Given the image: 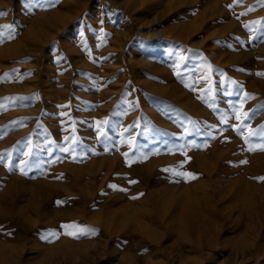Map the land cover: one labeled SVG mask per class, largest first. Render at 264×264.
<instances>
[{
    "label": "rangeland",
    "instance_id": "374dc122",
    "mask_svg": "<svg viewBox=\"0 0 264 264\" xmlns=\"http://www.w3.org/2000/svg\"><path fill=\"white\" fill-rule=\"evenodd\" d=\"M0 13V264H264V0Z\"/></svg>",
    "mask_w": 264,
    "mask_h": 264
},
{
    "label": "snow or ice",
    "instance_id": "6c2138e0",
    "mask_svg": "<svg viewBox=\"0 0 264 264\" xmlns=\"http://www.w3.org/2000/svg\"><path fill=\"white\" fill-rule=\"evenodd\" d=\"M48 3L49 5H53L55 3V0H48ZM39 7H43V5H38ZM0 15H4V13H0ZM4 28H11L10 25H4L3 26ZM14 36V33L12 32H9L8 36H4L3 32H0V38H3V39H11L13 38ZM181 59H183V57H181ZM247 95V94H245ZM21 99H24V98H21ZM262 108H264V105H261ZM241 116L244 117V119H247L248 118V113H237L236 114V119L237 120H241ZM223 123H227V118H225L223 121ZM100 122H98V125H99ZM103 123H107V121H104ZM243 126V123L241 125H236L234 126L236 128L237 131H240V128ZM101 134H103V130L101 129ZM248 136L249 137H264V129H262L260 132H254V131H249L248 133ZM65 139H68L67 137ZM73 143H75V140L73 139ZM260 149L261 150H264V140H262L261 144H260ZM70 149L69 148H64L62 149V151H65V152H68ZM250 151L251 150H254V149H249ZM125 157L127 158L128 154L127 153H124ZM143 159H147L146 156H143L142 157ZM190 159V158H189ZM247 161L245 160H241L240 161V164H246ZM164 171H172L173 174L175 176H178V177H185L187 179H195V175L191 172H182V171H175V170H172V169H164ZM257 179L259 180H262L264 181V177H258ZM130 183H136V181H130ZM109 187H112V188H116L117 186L116 185H109ZM60 203H63V201H57V204H60ZM62 228L68 230L65 234L67 235H70V236H76L77 233L79 234H85V233H90V232H93L94 230L92 229H87V228H82V227H79L78 225L74 224V223H70V224H62L61 225ZM58 236V233L55 232V231H50L48 232V234L44 237L45 239H50V238H53V237H57Z\"/></svg>",
    "mask_w": 264,
    "mask_h": 264
},
{
    "label": "bare ground",
    "instance_id": "6f19581e",
    "mask_svg": "<svg viewBox=\"0 0 264 264\" xmlns=\"http://www.w3.org/2000/svg\"><path fill=\"white\" fill-rule=\"evenodd\" d=\"M186 219L185 220H187V216L185 217ZM109 220V219H108ZM113 220V219H112ZM112 220H110L109 221V223H108V225L107 226H109L110 227V225L112 224ZM181 220V219H180ZM102 225V224H101ZM102 228H106V225L104 224L103 225V227ZM101 228V229H102ZM114 228V227H113ZM119 228V227H118ZM107 229V228H106ZM108 231H109V228H108ZM108 233V232H107ZM106 234V233H105ZM107 235V234H106ZM109 236H111L110 234H109ZM116 238H118V237H116ZM114 239V238H113ZM116 241V240H115ZM103 243V242H102ZM103 246V245H102ZM105 246V245H104ZM100 256H102V257H96L95 259H94V261H99L100 259H102L103 258V254H100Z\"/></svg>",
    "mask_w": 264,
    "mask_h": 264
}]
</instances>
